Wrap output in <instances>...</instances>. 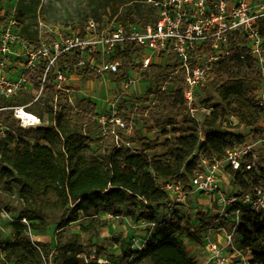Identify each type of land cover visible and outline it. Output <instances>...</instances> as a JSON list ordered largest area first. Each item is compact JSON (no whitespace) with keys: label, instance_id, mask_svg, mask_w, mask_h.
<instances>
[{"label":"trees","instance_id":"trees-1","mask_svg":"<svg viewBox=\"0 0 264 264\" xmlns=\"http://www.w3.org/2000/svg\"><path fill=\"white\" fill-rule=\"evenodd\" d=\"M132 1L136 0H108L100 7L105 9L102 15H109L112 9L111 16H115L114 3L119 7ZM148 9L145 26L157 22L156 12ZM16 18L23 36L38 41V34L25 36L21 12ZM127 20L129 24H136L132 16ZM260 26L264 30V18ZM47 37L52 39V36ZM241 41L234 42L230 58L214 65L209 88L216 91L221 102L212 106L213 111L201 126L205 141H201L198 129L192 126L194 120L188 116L185 73L179 70L178 64L169 65L158 75L156 88L147 91L152 105L143 111L152 122L150 131L160 130L167 136L171 129L179 136L175 140L167 138L164 142L145 144L141 153L113 144L110 151L100 156H87L95 142L92 135L99 117L98 105L89 98L71 104L69 88L56 91L53 70L43 84L46 68L43 64L31 77L33 91L37 94L43 88V97L34 101L36 94L23 93L5 103L29 105L30 111L47 120L38 129L43 134L42 142H26L18 133L0 140V182L8 188L15 187L25 204L17 220L25 218L31 229L42 230L48 226L46 209L63 210V217L70 216V223L78 219L80 212L97 215L127 204L141 214L139 216L157 220L159 211L169 200L168 194L158 186L160 179L182 182L188 187L190 178L199 169L197 151H204L209 158L224 159L229 150L247 142L245 136L231 131L234 127L231 118L238 121L237 126L250 129L254 137L264 132V107L256 101L261 83L258 63ZM139 51L134 43H127L123 49H118L117 56L131 59ZM71 61L78 63L80 56L64 57L61 63ZM151 69L158 71L160 67L152 66ZM76 71L87 79L101 77L90 68H77ZM164 86L168 89L162 90ZM15 129L22 131L18 127ZM110 139L113 141L112 137ZM159 149L165 152L149 154ZM233 178L237 186L250 187L240 174H233ZM174 225L162 228L157 234L159 238H153L144 251L137 253L128 248L124 256H133L134 264H196L185 243L174 236L179 229ZM12 226L15 238L4 245L7 258L2 264L14 260L19 264H80L76 244H65L52 251L49 243L32 242L27 235L29 229L22 222L16 221ZM239 237L238 249L252 253V264H264V217L246 215L239 228ZM191 239H195L193 234Z\"/></svg>","mask_w":264,"mask_h":264},{"label":"built area","instance_id":"built-area-1","mask_svg":"<svg viewBox=\"0 0 264 264\" xmlns=\"http://www.w3.org/2000/svg\"><path fill=\"white\" fill-rule=\"evenodd\" d=\"M143 3L157 15V22L143 27L120 22L111 29L101 28L96 20L90 19L85 23L83 32L51 30L46 34L41 32L38 41H32L23 36L15 16L0 24V140L9 134L17 135L15 127L25 131L38 130L45 125L46 121L30 111L29 105L5 104L20 94L33 92L31 77L43 64L46 68L42 83L45 84L48 73L53 70L55 89L59 92L65 89L63 82L77 68L118 74L125 62L117 56V51L127 43H134L140 49L135 57L139 58L137 64L144 72L152 66L166 68L178 64L179 70L185 73L188 116L203 124L205 118H200V112H205L207 116L213 107L203 106L204 100H201L200 94L209 88L214 65L230 58L234 42L242 40L241 45L258 63L261 83L256 92V101L264 107V30L260 26V20L264 18V0H143ZM48 35L52 36L51 40ZM74 55L80 56L78 63H61L64 57ZM19 61L20 66L17 65ZM136 82L133 77H128V80H123V89H130ZM167 89L168 86L162 87V90ZM42 91L43 88L35 93L34 101L43 97ZM97 121L104 135L111 136L116 146L133 150L134 144L129 138L133 126L119 114L115 105ZM198 135L201 141H205V133L201 129ZM252 138L244 145L229 150L224 159L216 156L209 158L204 151H197L200 165L190 178L188 187L182 182L160 179L158 186L168 194L169 200L159 211L157 220L142 218L133 227L138 231L132 237L129 248L137 253L144 251L153 238H159L158 232L174 219L175 214L189 206L191 195H204L210 200L213 198L212 203L217 204L218 217L214 224L221 225L219 218L223 217L232 222L233 229L228 232L220 226L218 231L225 233V244L221 246L209 240L205 246L206 260L198 263L194 259L195 263L234 264L232 260L238 256L241 257L240 262L244 260V264H252V253L238 249L235 241L246 215L264 217V166L260 164L264 132ZM24 140L36 143L26 138ZM233 174H240L250 183V187L241 188L234 181L236 188L230 193L226 191L222 184H227L230 177L234 180ZM165 207L168 216L162 219L161 213ZM0 218H8L12 223L20 221L28 227V232L31 230L27 219H14L1 207ZM191 233L194 234L195 229H191ZM229 248L234 253L229 254ZM246 254L249 257L245 258ZM119 255L121 259L112 258L97 246L79 253L78 259L80 264H134V257L126 258L122 248ZM119 255L116 254V257Z\"/></svg>","mask_w":264,"mask_h":264},{"label":"rangeland","instance_id":"rangeland-1","mask_svg":"<svg viewBox=\"0 0 264 264\" xmlns=\"http://www.w3.org/2000/svg\"><path fill=\"white\" fill-rule=\"evenodd\" d=\"M108 0H0V24H4L11 16L17 17L21 12L24 17L22 29L25 36L28 34H46L51 30L61 32H80L85 23L90 19L96 20L101 28H113L116 23L128 24L127 18L133 17L136 24L145 26V15L149 13V7L141 0H136L123 4L119 7L114 3L113 8L117 14L111 16L112 9H109V15H102L105 11L100 7L105 5ZM112 7V5H111ZM144 12V15L141 13ZM133 14L131 15V13ZM50 36V35H49ZM97 55H95V58ZM138 57L124 60L125 66L118 74L99 73V79H87L80 76L77 71L70 73L67 80L63 82V87L69 88L70 102L76 105L85 98L91 99L98 105L99 117L106 115L112 105L117 107L120 115L129 121L133 126V132L129 138L133 142V150L141 153L145 144L164 142L167 138L175 140L179 135L171 132L164 135L162 131H150L152 122L148 119V113H144V108L152 105L147 99V91L150 88H156L158 75L165 71L164 67L156 71L150 69L142 71L138 66ZM20 66V61L17 63ZM89 67V66H87ZM83 69V68H81ZM133 77L137 80L136 84L128 90L123 89V80ZM35 94L36 92L33 91ZM201 100H204L203 106H214L221 102L215 90L206 88L200 94ZM200 118H206V113L201 111ZM234 127L231 131L245 136L247 141L252 140L253 135L250 129L244 126H237L238 121L231 118ZM97 122L92 137L95 142L91 144L87 156H100L112 149L115 145L111 141L110 136H105L101 125ZM47 123V120L45 124ZM181 125V124H180ZM192 126L200 131L202 124L193 121ZM18 136L26 138L34 142H42V132L37 129L19 131ZM114 144V145H113ZM261 166H264V150L262 149ZM164 149L150 152L153 155L163 153ZM224 189L229 193L236 187L234 180L230 177L227 184H222ZM213 198L204 195H191L189 206L181 209L175 214L173 220L167 225L175 224L179 228L174 236L182 240L187 247L191 257L198 263L206 260V243L211 240L219 243L221 246L225 244L226 237L224 232L218 231L223 226L226 231L231 232L232 222L226 218H219L221 225L214 224L218 217V207ZM0 207L6 211L12 218L17 219L23 208L24 202L21 201L15 187L8 188L4 182H0ZM198 210V211H195ZM48 214V226L46 229H31L27 235L32 242L49 243L52 251L65 244H76L75 251L79 253L93 247H101L106 254L112 258L121 259L119 253L121 248L130 247L131 239L137 235L138 230L133 227L138 225L142 216L138 214L130 205H125L115 211H101L97 215L90 213L85 215L79 213L78 219L69 223L70 216L63 217L61 209H46ZM148 214V213H146ZM179 214H185L180 217ZM232 214V213H231ZM146 218V215H143ZM168 216L165 207L161 213V218L166 219ZM234 216V215H232ZM200 220L199 223L196 221ZM12 222L8 218H0V264H2L7 256L4 252V245L10 243L15 238V231ZM191 229H195L194 240L191 239ZM236 246L240 237H235ZM229 254L234 253L232 248L228 249ZM116 254L119 257H116ZM249 257L246 254L245 258ZM238 257L232 262L234 264H244V260ZM8 264H19L16 261H8ZM148 264V263H146Z\"/></svg>","mask_w":264,"mask_h":264},{"label":"crops","instance_id":"crops-1","mask_svg":"<svg viewBox=\"0 0 264 264\" xmlns=\"http://www.w3.org/2000/svg\"><path fill=\"white\" fill-rule=\"evenodd\" d=\"M225 180H226V178H224ZM188 248V250H189V247H187ZM190 254V253H189ZM190 256H191V254H190Z\"/></svg>","mask_w":264,"mask_h":264}]
</instances>
